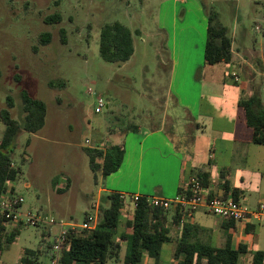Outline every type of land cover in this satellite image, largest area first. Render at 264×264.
<instances>
[{"label": "rangeland", "instance_id": "rangeland-1", "mask_svg": "<svg viewBox=\"0 0 264 264\" xmlns=\"http://www.w3.org/2000/svg\"><path fill=\"white\" fill-rule=\"evenodd\" d=\"M208 10L216 11L223 25L230 27L236 22L237 37L244 28L255 36L256 53L262 55L264 35L254 26L264 28V0H0V109L10 95V114L21 121L22 89L46 106L44 125L35 133L20 130L16 136L11 158L20 172L7 185L23 199L19 212H30L45 222L30 224L21 217L24 223L14 241L0 250V264H18L25 249L38 252L39 261L50 264L56 222L79 224L84 213L93 208L100 216V201L91 206L100 175L90 169L84 148H105L117 142L123 136L119 127L133 124L139 132L161 127L186 161L193 158L205 164L211 128L227 119L232 94L227 90L222 101L213 103L206 132L194 135L186 111L168 93L170 61L165 45L166 36L175 33L199 36L198 15ZM54 13L60 14V22L46 23L44 18ZM115 20L132 32L134 51L123 63L106 62L98 52L101 26ZM43 32L50 35L44 44L39 40ZM256 81L261 83L262 78L257 76ZM97 98L105 104L99 111ZM207 104L204 100L203 108ZM3 128L0 121V134ZM262 159L264 151L251 149L246 164L234 160L231 183L237 178V166L253 168ZM261 169L264 171V166ZM239 203H245L244 195ZM50 219L54 223L48 224ZM193 220L199 224L217 221L213 215L201 213H195ZM171 234L177 235L176 227L171 228ZM212 238L218 245L224 235L215 232ZM119 242L118 256L108 258L105 264H124L127 242ZM160 258L166 263L174 261L173 243L162 245ZM152 261L144 255L140 264ZM239 264H250V256H242Z\"/></svg>", "mask_w": 264, "mask_h": 264}, {"label": "crops", "instance_id": "crops-1", "mask_svg": "<svg viewBox=\"0 0 264 264\" xmlns=\"http://www.w3.org/2000/svg\"><path fill=\"white\" fill-rule=\"evenodd\" d=\"M198 16L197 26L202 29L199 36H178L175 33L166 36L165 47L170 61L168 93L173 96L175 104L186 111L187 124L194 129V135L206 132V121L211 122L213 116V103L222 101L227 90L232 94L227 119L215 129L211 128L213 133L206 147L208 156L205 164L193 158L190 162L186 161L180 148L161 127H153L145 132H139L140 128L130 131L114 142L123 140L124 143V156L119 168L104 178L98 172L100 180L96 181L99 185L92 208L98 204L103 193H122L125 194V219H131L133 196L171 198L186 177L197 173L204 177L206 185L203 187L209 195L229 196L234 188L237 200L244 195L248 208L253 209L264 202V171L261 169L264 159L253 168L237 166V178L234 183L230 181V164L234 160L244 165L251 149L264 151V144L251 142L252 130L246 125L244 110L238 105L242 99L238 97L240 93H246L247 97L258 89L260 95H264V51L262 55L256 53L254 46L257 38L250 36L245 28L243 34L237 37L238 26L235 22L230 27L225 25L231 38V61L205 66L206 17L201 11ZM254 29L264 35L263 27L255 25ZM200 73H206L205 77ZM257 76L262 78L261 83L256 81ZM261 98L264 103V98ZM204 100L208 101L207 108H203ZM252 145L260 148H253L255 146ZM223 183H227V190ZM93 209L84 213V219L94 213ZM195 213L210 215L202 211ZM214 217L217 221L213 223L198 224L208 228L212 236L215 232L224 234L225 221ZM191 221H194L193 216ZM228 232L233 247L244 244L248 248L264 250V222H234Z\"/></svg>", "mask_w": 264, "mask_h": 264}, {"label": "trees", "instance_id": "trees-1", "mask_svg": "<svg viewBox=\"0 0 264 264\" xmlns=\"http://www.w3.org/2000/svg\"><path fill=\"white\" fill-rule=\"evenodd\" d=\"M204 15L206 17L204 65L229 63L232 52L228 28L219 21L216 11L208 10ZM44 21L49 24L58 23L60 14L49 15ZM49 39L48 32L40 34L41 43L44 44ZM133 51V38L129 27L118 20L101 26L98 52L102 60L123 63L131 57ZM21 100L24 113L21 121L14 119L10 114L9 108L13 106L10 95L5 98L6 106L0 109V121L4 124L0 134V195L6 192L8 183L14 181L20 172L11 158L17 134L20 130L35 133L45 123L46 106L42 100L30 96L24 89L21 90ZM238 105L244 110L246 125L252 130L251 142L263 145L264 103L260 91L255 89L249 96L240 99ZM115 129L110 128L112 134ZM118 129L124 136L138 128L136 125L126 124L125 127ZM84 151L88 156L90 169L99 172L104 178L119 168L124 156V143L121 140L118 143H110L105 148L86 147ZM194 176L202 186L206 185L200 173ZM52 184L55 186L56 178H53ZM68 184L66 183V187ZM223 187L227 190V183H223ZM56 190L63 192L65 188ZM180 193L182 185L176 190V194ZM231 195L237 199L236 189H231ZM99 201L100 216L97 226L91 230L69 231L67 242L62 247L56 264H105L108 258L118 256L119 240L127 242L124 264H140L144 255L153 260L147 264H239L240 258L244 255L250 256V264H264V250L248 248L244 244L232 246L228 231L233 227L234 221L230 219L223 218L224 238L217 245L213 242L208 228L194 221L181 222L177 208L153 206L146 196L137 198L131 219H125L124 201L119 193L102 194ZM21 226L22 223L12 224L0 214V250L14 241ZM120 226H123L124 230L119 231ZM172 227L177 228L175 237L171 234ZM167 243H173L174 261L169 263L163 262L160 258L162 245ZM18 264L43 263L39 261L38 252L25 249Z\"/></svg>", "mask_w": 264, "mask_h": 264}, {"label": "built area", "instance_id": "built-area-1", "mask_svg": "<svg viewBox=\"0 0 264 264\" xmlns=\"http://www.w3.org/2000/svg\"><path fill=\"white\" fill-rule=\"evenodd\" d=\"M88 91H91L88 89ZM105 106L101 98H97L96 110H101ZM120 198L125 201V194H119ZM133 196L131 199L132 208L136 204L137 198ZM148 202L153 206H161L165 209L173 207L177 208L181 216V222H189L197 211L210 214L219 218L230 219L236 223H246L250 221L264 222V202L259 203L255 208H248L246 205L239 203L232 195H209L206 189L201 185L195 176H190L182 183V193L176 194L174 198H166L161 196H146ZM23 201L22 197L15 196L10 188L0 195V214L13 223H24L21 217L30 224L37 222H45L39 216H34L30 212L21 213L17 207ZM48 224L54 223V220L47 221ZM98 214L92 213L81 222H56L58 227L54 236L50 252V264H56L62 247L67 242V233L71 230H91L97 226Z\"/></svg>", "mask_w": 264, "mask_h": 264}]
</instances>
